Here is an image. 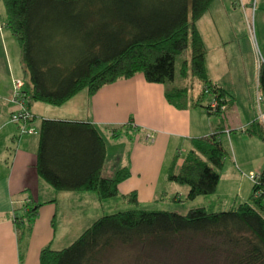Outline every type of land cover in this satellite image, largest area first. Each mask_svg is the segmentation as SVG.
I'll list each match as a JSON object with an SVG mask.
<instances>
[{"label": "trees", "instance_id": "obj_1", "mask_svg": "<svg viewBox=\"0 0 264 264\" xmlns=\"http://www.w3.org/2000/svg\"><path fill=\"white\" fill-rule=\"evenodd\" d=\"M0 1L20 47L21 91L29 101L60 106L82 90L93 94L106 84L142 73L146 81L164 85L165 99L176 108L203 106L208 114L221 115L234 104L209 76L207 49L197 27L214 0ZM186 49L189 60L180 67L186 85H170L175 56ZM258 63L259 106L264 105V63ZM196 83L199 89L194 93ZM210 94L213 99L204 105L203 98ZM36 132L35 169L55 191H93L98 200L118 194L129 168L103 175L106 143L91 122L41 118ZM245 132L264 141V117L254 119ZM220 135L221 130L191 139L177 172L176 160L172 162L168 180L186 185L187 199L216 191L228 155ZM256 174L259 183L252 182L249 201L219 211L203 206L185 213L148 210L139 207L135 192L124 194L126 209L96 218L66 247L43 246L39 264H96L103 251L117 245L179 256L177 247L188 248L194 241L201 252L221 256L224 264H264V197L258 194L264 167ZM41 205L27 203L14 210L19 243Z\"/></svg>", "mask_w": 264, "mask_h": 264}, {"label": "crops", "instance_id": "obj_2", "mask_svg": "<svg viewBox=\"0 0 264 264\" xmlns=\"http://www.w3.org/2000/svg\"><path fill=\"white\" fill-rule=\"evenodd\" d=\"M248 1L250 3V0H238L243 11L244 6L249 5ZM229 4L234 7L237 1L230 0ZM233 7L224 3L213 11L209 10V17L215 21L214 29L206 28V31H203L200 20L197 22L205 46H211L208 42L213 37L217 45L212 43V47L218 49L221 45L230 42L224 45L227 49H225L227 58L235 57L238 53L242 56V51L247 49L252 64L255 57L256 60L258 59V53L264 62V52L261 53L256 38L254 40L251 38V28L248 30L249 33L247 31L248 37L245 26L237 25L232 21L231 18L235 13L240 14L237 12L238 9ZM255 7L260 17L264 18V0H256L255 6L252 5V11L256 9ZM3 16L2 10L0 11V264H39L41 248L47 244L51 246L52 239L56 235L57 207L64 201L68 191H55L36 172L38 137L34 140L28 135L37 134L40 120L47 118L44 114L49 108L32 103L25 98L24 93L20 101L10 100L14 81L19 79L23 81V74H20L23 70L19 44L7 26L6 17L4 19ZM223 16L228 19V22L223 20ZM237 26L240 28L237 29ZM237 49L238 52L235 51ZM207 53L205 58L209 76L212 82L222 87L227 93L228 89L224 87V83L220 82L219 78H213L214 74H218L217 67L215 65L211 67ZM258 68L257 60L256 73L253 72L256 88H258ZM227 74L230 77L229 80L235 85L237 96V92L240 91L238 84L234 82L231 70L228 69ZM246 90L252 97L249 85ZM255 104L250 99V103L243 104L244 107L242 106L241 110L242 107L237 100L221 115L214 114L215 116H210L203 106L179 109L165 99L162 83L148 82L142 73H136L130 78L118 79L106 84L93 94H88L87 90L80 91L62 105L56 106L60 107V110L56 115H50V118L87 121L97 127L106 143L107 155L103 170L108 162V153L117 150L120 167L127 166L130 171L129 175L118 184V194L122 196L135 192L139 207L143 209L185 213L186 211L182 212L178 208L183 204L177 202L182 201L188 187L167 180L168 171H164L165 165L169 167L176 160L174 172H177L181 161L191 148V139L206 136L214 131L221 130L220 136L228 137L230 141L238 134L248 139H258L245 132L254 119L260 120L262 116L264 117V105L261 109ZM21 108H26L30 112L29 119L12 122L10 115ZM236 119L238 124L235 123ZM22 128H30L34 132H22ZM235 128H238L239 132ZM235 154L236 151L234 153L232 148L233 157L229 154L227 156L235 161L237 159ZM180 157L181 160H179ZM103 170V175L111 176L106 175ZM250 172L253 173L254 170L250 169ZM215 193L216 191L210 195L213 196ZM51 199L54 201H49ZM164 199L173 201L169 202V205L173 206L170 207L172 209L158 207L155 204L156 201ZM27 203L42 205L29 222L28 234L19 243L18 229L20 228L16 229L14 210L21 209ZM198 206L207 209V205L203 203L190 205L188 209ZM61 215L62 210L59 212V216ZM20 250L22 258H20Z\"/></svg>", "mask_w": 264, "mask_h": 264}, {"label": "rangeland", "instance_id": "obj_3", "mask_svg": "<svg viewBox=\"0 0 264 264\" xmlns=\"http://www.w3.org/2000/svg\"><path fill=\"white\" fill-rule=\"evenodd\" d=\"M234 1H237V4H235V6L233 7L231 4H229L230 0H214L210 5L208 11L200 18L199 23L201 25V28L203 29V31H206V28H216V26L214 25L215 21H212V19L209 17V10L213 11L217 6L221 7L224 3H227L234 9H238L237 12H240V14L235 13L232 16V21L236 22L237 25L243 24L246 28V34L248 37V30L249 28H251V38L253 40L254 38H256L259 43V49L263 54L264 18L260 17V13L256 12V7V9L252 11V5L254 4L255 6L256 0H250V3L248 1V6L245 2L246 6H244V11L242 10V5H239L238 0H233V2ZM2 10L4 14L3 17L5 19L6 13L4 4L2 1H0V11ZM223 20L228 22V19H226V17L224 16ZM239 28L240 26H237V29ZM244 42H246V40H244ZM208 43L211 44V46L206 45V49L208 52H206L207 59H209L211 67H213L214 65L215 67H217L216 71L218 73L214 74L213 78H219V81L224 83V87H226L228 89V92H230H227L226 96L233 97V101L237 102L238 100L240 107H242L246 102L250 103V99H252V102H254L255 104V102L257 101L256 95L258 94L256 84L254 85L253 74V72H255V67L257 66L256 57L252 64L250 54L247 49H245L242 51V56L238 53L235 57L233 56L230 58L228 56L227 58V56L225 55L227 49L224 45L229 44L230 42L225 43L223 46L221 45L220 49L212 47V43L213 45H217V41L214 40L213 37H211ZM244 47H246L245 44ZM235 51L238 52V49ZM184 60H189V49H186L182 54L175 56V79L174 82H172L170 85H186V79H183L180 76V67ZM213 61L214 64H212ZM227 62L229 63L228 65L225 64ZM228 69L231 70L234 77V82L238 84L237 87L240 89V91L237 92V96L235 94V85H233V82L229 80L230 77L227 74ZM20 74L23 73L20 72ZM252 81L253 83H251ZM248 85L252 97L247 94L246 89ZM198 89L199 85H195L194 93ZM212 99L213 97L211 96V94L205 95V97L203 98L204 105H206ZM31 102L49 108V110L44 114V117H49L48 119H52L50 118V115H56L58 113V110H60V107L47 105L45 103H39L36 101ZM243 107L241 108V110L243 109ZM259 108L262 109L263 106L259 105ZM204 110L206 111L205 107ZM209 115L211 116V114ZM235 123H239L238 119L235 120ZM27 129L30 128H26V130ZM235 129L237 132H239L238 128ZM36 135L37 134H32L28 136L30 139L33 138L34 140H37ZM220 139L223 143L222 145L224 146V148L228 150L229 155L233 157L232 148L234 153L236 151L235 155H237V159H235L234 161L232 157L226 156L223 168L219 172L220 177L216 187L215 195H201L192 202V199H187L186 195H183L182 201L177 202L178 204H183L178 207L179 209H181L180 211L185 212L190 207V205H201V203L207 205L206 210L208 211H219L228 209L230 205H236L240 202L249 201L253 175L258 173L264 165V141L255 138L248 139L247 137H241L239 134L233 137L232 141H230V138L228 137L223 138L222 136H220ZM116 153L117 150H115L114 152L110 151V153H108V162L106 163L103 170L106 175H113L116 169L120 167V157ZM181 157L184 156L181 155ZM181 157L179 158V160H181ZM170 166L168 167L167 165H165L164 171L166 170L169 172ZM250 169L254 170V172L251 173ZM166 177L168 178V173ZM66 194L67 195H65L64 201H62L57 207L55 217L56 235L51 242V247L55 249H61L73 242L78 237V235L96 218L104 214L113 213L118 210H124L127 207L126 202L123 201L120 194L105 198L103 200H98V198L96 197V193L93 191H68L66 192ZM169 202L173 201H167L166 199H164L156 201L155 204L158 207L172 209L170 207L173 206L169 205ZM61 210L63 216H59V212ZM183 239L185 240L182 241L186 243L187 239ZM196 242L197 241H194V245L188 246V248L184 247L179 249L177 247V251H181V253L177 252L179 256H177L172 251L147 252L144 248L140 249L139 246L137 247L135 245H117L113 248L103 251L100 259L96 262V264H224L221 256H216V254L207 255L201 252Z\"/></svg>", "mask_w": 264, "mask_h": 264}, {"label": "built area", "instance_id": "obj_4", "mask_svg": "<svg viewBox=\"0 0 264 264\" xmlns=\"http://www.w3.org/2000/svg\"><path fill=\"white\" fill-rule=\"evenodd\" d=\"M258 56V62H259V53L257 54ZM21 86H22V81L21 80H15L14 83H13V87H12V90H11V94H10V100L13 101V102H18L21 100L22 96H23V93L21 91ZM30 117V113L28 112V110H26L25 108H21V110H18L16 112H13L11 115H10V120L12 122H19V121H26L28 120ZM26 129H22V132H25ZM28 132H32L31 129H28ZM259 174H254L253 175V180L252 182H256V183H259ZM258 194H262V196L264 197V181H263V184L261 186V189L258 191Z\"/></svg>", "mask_w": 264, "mask_h": 264}]
</instances>
